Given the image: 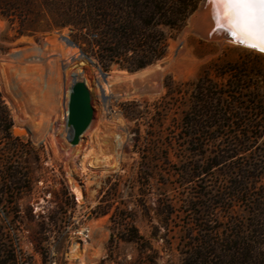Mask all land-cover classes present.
I'll use <instances>...</instances> for the list:
<instances>
[{
	"label": "rangeland",
	"instance_id": "rangeland-1",
	"mask_svg": "<svg viewBox=\"0 0 264 264\" xmlns=\"http://www.w3.org/2000/svg\"><path fill=\"white\" fill-rule=\"evenodd\" d=\"M203 1L167 57L136 72H100L69 44L67 29L21 36L19 19L0 15V101L12 121L11 138L0 131V172L20 166L29 176L15 202L21 249L33 264H142L146 258L183 264L201 229L216 238L239 227L251 232L253 213L264 209V53L231 43ZM212 64L251 67L238 107L250 108L254 99L263 104L259 128L245 137L250 147L240 145L242 133L225 132L218 143L229 148L237 141V156L206 173L215 146L205 156L192 153L181 123L193 85ZM210 74L223 88L225 80ZM75 75L90 91L93 118L72 146L66 120ZM169 81L179 94L167 96ZM132 102L136 116L128 118ZM240 169L250 179L245 195L234 198L230 182ZM124 214L147 240L144 251L122 241L109 247L110 235L118 238L122 230L112 220Z\"/></svg>",
	"mask_w": 264,
	"mask_h": 264
},
{
	"label": "trees",
	"instance_id": "trees-1",
	"mask_svg": "<svg viewBox=\"0 0 264 264\" xmlns=\"http://www.w3.org/2000/svg\"><path fill=\"white\" fill-rule=\"evenodd\" d=\"M200 1L0 0V15L11 20L19 19L21 36L38 31L49 33L67 29L70 42L100 72H108L114 67L136 72L167 57L170 43L186 27ZM251 71L252 68L247 64H212L193 85L189 95L190 107L184 114L181 129L185 131L184 137L192 153L205 156L208 145L215 146L210 152L211 156H207L210 160L206 165L207 170L205 171L204 166H198L201 173L223 167L228 160L237 156V141L232 144V148L218 143L225 137V132L233 130L235 133H242L244 139L240 145L245 149L252 143L245 137H251L252 130L259 128L257 119L263 102L254 99L250 108L239 104L243 105L239 109V100L236 99L244 88V75ZM210 73L219 80H225L223 88L210 79ZM165 88L167 96L179 94L172 81L167 82ZM136 106L135 102L128 104L125 116L135 117L133 108ZM238 110L243 112L238 114ZM244 110L250 111L249 114ZM246 115L250 117L246 118ZM11 128L12 121L0 101V131L11 138ZM259 137L260 135H256L254 140ZM13 140L19 141L18 138ZM142 175L147 182L146 173ZM225 175L231 181L229 174ZM234 179V183L230 182L232 190L229 195L238 198L245 195L250 177L240 169ZM28 181L29 176L20 166L0 172V264H33L31 258L21 249L19 234L23 222L15 202L17 196L27 191L25 184ZM8 196L14 201H10ZM253 214L256 220L251 232H245L239 227L234 235L231 233L216 238L212 232L201 229L199 239L186 252L183 264H264V209ZM118 219V222L112 220V223L114 228L121 227L122 230L118 238L114 233L110 235L109 247L113 248L117 241H122L134 244L140 251H144L148 242L139 233L132 218L124 214ZM142 264L156 262L146 258Z\"/></svg>",
	"mask_w": 264,
	"mask_h": 264
},
{
	"label": "snow or ice",
	"instance_id": "snow-or-ice-1",
	"mask_svg": "<svg viewBox=\"0 0 264 264\" xmlns=\"http://www.w3.org/2000/svg\"><path fill=\"white\" fill-rule=\"evenodd\" d=\"M222 6L229 31L245 46L264 52V0H210Z\"/></svg>",
	"mask_w": 264,
	"mask_h": 264
},
{
	"label": "water",
	"instance_id": "water-1",
	"mask_svg": "<svg viewBox=\"0 0 264 264\" xmlns=\"http://www.w3.org/2000/svg\"><path fill=\"white\" fill-rule=\"evenodd\" d=\"M206 7V0H204L203 8ZM68 42L69 44L73 45L72 42ZM235 44L245 45L242 42H237ZM67 107L68 112L66 121L67 126L71 129L72 133V136L70 139H68V141L72 146H76L79 143L80 137L86 131L93 118V108L91 106L90 91L86 85V82L81 78H78L76 75L73 77V83L70 88Z\"/></svg>",
	"mask_w": 264,
	"mask_h": 264
},
{
	"label": "bare ground",
	"instance_id": "bare-ground-1",
	"mask_svg": "<svg viewBox=\"0 0 264 264\" xmlns=\"http://www.w3.org/2000/svg\"><path fill=\"white\" fill-rule=\"evenodd\" d=\"M209 3L211 5V9L213 8L212 10L216 13V15L219 16V17L217 16V18L221 19V23L224 24V33H225L226 37L228 39H230L231 43H237L238 41L235 39V33L229 31L228 26H227V21L224 19V17L227 15V11L222 6L213 5L210 2V0H206V4H209ZM216 20L218 21V19H216ZM69 132H71V129H69ZM76 194L78 197H80L78 190H76Z\"/></svg>",
	"mask_w": 264,
	"mask_h": 264
}]
</instances>
